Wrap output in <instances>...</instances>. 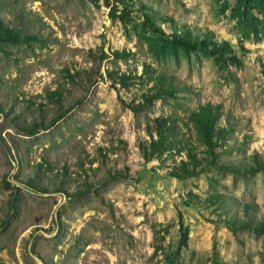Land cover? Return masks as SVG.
Instances as JSON below:
<instances>
[{
  "label": "rangeland",
  "instance_id": "obj_1",
  "mask_svg": "<svg viewBox=\"0 0 264 264\" xmlns=\"http://www.w3.org/2000/svg\"><path fill=\"white\" fill-rule=\"evenodd\" d=\"M0 18L38 38L0 44V264H264V0H0ZM161 75L174 93L146 102ZM205 103L228 130L214 154L188 121ZM161 115L202 173L144 159Z\"/></svg>",
  "mask_w": 264,
  "mask_h": 264
},
{
  "label": "trees",
  "instance_id": "obj_2",
  "mask_svg": "<svg viewBox=\"0 0 264 264\" xmlns=\"http://www.w3.org/2000/svg\"><path fill=\"white\" fill-rule=\"evenodd\" d=\"M92 1L96 2L97 0ZM37 39L38 38L34 35L23 36L20 31L7 26L0 18V44L4 42L19 44ZM195 39L197 38H190L186 41L179 37L176 38L177 41L184 44H191V40ZM114 56L120 58L124 56V53L115 51ZM107 73L115 81L121 83H125L127 79L131 78L126 73L119 74L117 77L109 70H107ZM157 88L159 90L158 93H156V95H147L145 98L146 102H151L149 97L154 98L158 95H171L175 90V86L165 75L159 76V85ZM125 105L135 112L141 110L140 104L134 105L133 103L125 102ZM221 113L220 105L205 103L199 105V107L192 111L188 116V121L196 127L208 148V152L211 154H214L216 148L219 146L220 140L225 138L228 133V130L225 127L219 125ZM147 129L150 139L147 143H141L139 145L142 156L145 160H152L159 154L167 151L174 152L176 155L185 152L187 159H181L179 163L174 164L168 172L169 175L184 179L196 176L204 171V160L198 157L194 148L184 143L180 124L176 119L165 115L157 116L154 119V122L148 125ZM258 224L261 229H264V224ZM249 226L250 225L244 221H241L238 225L239 228Z\"/></svg>",
  "mask_w": 264,
  "mask_h": 264
}]
</instances>
